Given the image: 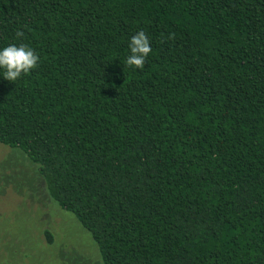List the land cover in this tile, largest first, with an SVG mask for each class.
<instances>
[{
	"label": "trees",
	"instance_id": "trees-1",
	"mask_svg": "<svg viewBox=\"0 0 264 264\" xmlns=\"http://www.w3.org/2000/svg\"><path fill=\"white\" fill-rule=\"evenodd\" d=\"M12 44L39 63L0 69V144L101 264H264V0H0Z\"/></svg>",
	"mask_w": 264,
	"mask_h": 264
},
{
	"label": "rangeland",
	"instance_id": "rangeland-1",
	"mask_svg": "<svg viewBox=\"0 0 264 264\" xmlns=\"http://www.w3.org/2000/svg\"><path fill=\"white\" fill-rule=\"evenodd\" d=\"M17 150L0 144V264H101L89 234L49 201Z\"/></svg>",
	"mask_w": 264,
	"mask_h": 264
},
{
	"label": "clouds",
	"instance_id": "clouds-1",
	"mask_svg": "<svg viewBox=\"0 0 264 264\" xmlns=\"http://www.w3.org/2000/svg\"><path fill=\"white\" fill-rule=\"evenodd\" d=\"M16 35L20 37L23 36V33L17 31ZM168 38H174V34H169ZM129 49L130 55L126 59V64L136 69H142L146 58L152 51L150 41L144 31L141 30L131 37ZM38 63V55L27 45L12 44L0 50V69H4L3 78L9 82H14L22 75H27L31 70L37 68Z\"/></svg>",
	"mask_w": 264,
	"mask_h": 264
}]
</instances>
